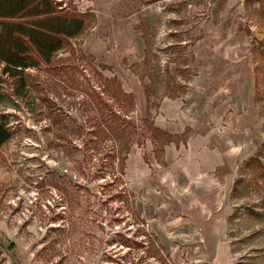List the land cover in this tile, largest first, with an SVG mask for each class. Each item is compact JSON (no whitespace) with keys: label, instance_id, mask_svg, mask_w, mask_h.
<instances>
[{"label":"rangeland","instance_id":"374dc122","mask_svg":"<svg viewBox=\"0 0 264 264\" xmlns=\"http://www.w3.org/2000/svg\"><path fill=\"white\" fill-rule=\"evenodd\" d=\"M82 2L64 6L88 27L27 72L31 93L2 83L0 264H264V0H107L102 24ZM165 98L185 133L159 126ZM201 121L235 172L198 173ZM242 128L263 138L236 153ZM174 141L209 217L161 181Z\"/></svg>","mask_w":264,"mask_h":264},{"label":"trees","instance_id":"16d2710c","mask_svg":"<svg viewBox=\"0 0 264 264\" xmlns=\"http://www.w3.org/2000/svg\"><path fill=\"white\" fill-rule=\"evenodd\" d=\"M86 14L69 10L64 0H0V101L8 94L4 81L12 79L15 94L31 93L30 69L51 64L88 27ZM8 78V79H7ZM6 119L5 113L2 115ZM107 130L109 127L105 125ZM9 125L0 124V147L11 138Z\"/></svg>","mask_w":264,"mask_h":264},{"label":"crops","instance_id":"0c3cea01","mask_svg":"<svg viewBox=\"0 0 264 264\" xmlns=\"http://www.w3.org/2000/svg\"><path fill=\"white\" fill-rule=\"evenodd\" d=\"M107 0H83L81 3L85 8H92L91 12H95L98 16V21L101 24L104 21V15L110 14V3L106 2ZM109 1V0H108ZM101 26V25H100ZM99 26V29H100ZM182 111V102L179 99L165 98L161 104V114L159 119V126L162 128L164 132H167L166 135H179L180 133H185L187 128L190 126L188 118H186V114L183 115L180 112ZM188 116V115H187ZM201 133L195 137L192 142H188V145H192L197 149V159H198V173L203 175L205 171L212 170L214 167H221L225 164L226 158L223 156V141L220 139V142L216 143L211 140L210 134H207L208 131L205 130V125L201 121L198 125ZM214 145L217 150L212 154L209 150L211 146ZM178 152V146L174 142H170L165 147V161L168 164L169 171L172 175H174L178 166L175 163V159ZM210 155L209 157H207ZM189 172L188 165L186 164L182 168V174L187 176ZM225 173V172H224ZM222 173V174H224Z\"/></svg>","mask_w":264,"mask_h":264},{"label":"bare ground","instance_id":"6f19581e","mask_svg":"<svg viewBox=\"0 0 264 264\" xmlns=\"http://www.w3.org/2000/svg\"><path fill=\"white\" fill-rule=\"evenodd\" d=\"M241 120V117L238 116V121ZM225 129V128H223ZM226 130V129H225ZM242 134H245L246 137L248 138L247 143L243 141H239L237 144L233 141L232 138H227V144L232 146L234 148V151L237 153L238 150H241V148H245L246 150H249L251 148H254L257 146V144L260 142V140L263 138V136L257 131V130H249V129H243L241 131ZM223 135V133H222ZM236 157L231 156L227 158L225 164L221 167L220 174L224 172H228L233 170L234 172L236 171ZM161 181L171 188L173 192L178 193L180 195V198L187 197L192 201V208H198L201 213L204 215L208 216L212 215V209L210 208L209 204L205 201H202L199 199L197 192L190 188H184L183 184L181 182H178L171 172L169 170H164L162 175H161ZM149 191L153 192V190L149 189ZM155 192V190H154ZM156 192H159L156 190ZM217 196H220V193L217 194ZM180 220L183 219H178L176 222H179ZM201 235V234H198ZM181 236H184L182 234ZM202 236V235H201ZM203 237V236H202ZM205 238H202V241H204Z\"/></svg>","mask_w":264,"mask_h":264}]
</instances>
